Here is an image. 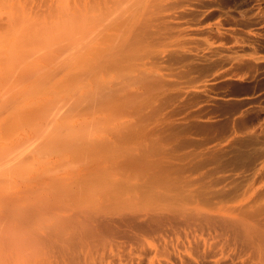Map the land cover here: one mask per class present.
Masks as SVG:
<instances>
[{
    "label": "bare ground",
    "instance_id": "obj_1",
    "mask_svg": "<svg viewBox=\"0 0 264 264\" xmlns=\"http://www.w3.org/2000/svg\"><path fill=\"white\" fill-rule=\"evenodd\" d=\"M65 7L69 13L68 16L64 11L62 13L64 23L68 25L65 32L75 35L80 47L76 57L79 56V64L73 71H63L68 82H62V87L65 85L67 89L70 82L79 84L85 101L81 103L80 94L75 95L82 106L78 105V99L68 100L72 106L76 102L82 107V112H75L77 106L74 110L70 107V111L66 106L68 101L62 99L66 104L63 103L66 106L63 110L69 111L68 118L72 113H83L96 121L103 120V123L113 125L112 131L96 143L99 151L97 155L91 154L96 156L92 164L79 168L67 166V170L60 172L57 169L61 168L53 164L56 170L53 166H49L50 170L46 167L41 177L50 172L53 176L35 177L26 183L23 193L0 199V264H264V93L256 99L224 100L218 94L215 96L220 98L208 95L210 89L208 94L205 92L211 82L221 78L240 82L239 79L247 77L255 84L264 85V0H72L66 2ZM27 31L22 34L26 36ZM4 50L1 52L5 53ZM20 50L25 55V51ZM14 53L11 59H14ZM24 59L28 60L27 56ZM56 59L53 61L57 62ZM63 59L66 57L61 61ZM7 61L1 64L5 67ZM19 62L23 65V61ZM50 62L47 64L51 65ZM17 63L18 69L14 67L16 72L13 70L25 79L29 72L26 70V76L20 74L21 66ZM48 69L44 70L45 78ZM37 77V82L42 81ZM19 79L17 85L22 81ZM45 81L47 78L44 87ZM231 85L235 89V83ZM257 88L260 91L261 86ZM29 93L28 100L30 95L33 96ZM194 97L210 103L214 114L219 113L223 119L220 123L207 124L210 119L207 125L200 126L201 121L198 126L195 122L197 128L207 129L199 133V128L193 125L195 135L207 132L209 135L205 136V141L201 137L204 142L200 146L195 145L196 142L195 147L188 150L195 138L187 139L193 129L190 127L193 119L189 122L193 113L186 103L188 98ZM61 101L57 100L56 105L51 100L48 104V100L46 105L43 104L46 107L41 105L42 111H47L49 105V110L52 107V112L55 111L53 107L60 108ZM37 109L29 110L36 114ZM61 110H56L55 116L65 122L67 113L66 116L62 113L66 117L64 121V117L58 116ZM40 114L36 116H44ZM73 115L71 119H74ZM45 119L43 122L48 120ZM92 120L88 122L90 127ZM83 121L82 124L86 123ZM103 123L99 125L100 129ZM27 124L26 128L32 123ZM52 126L53 131L56 127L62 129ZM32 127L28 130L32 131L35 126ZM40 127L44 128L42 124ZM86 128H82L80 134L88 131ZM215 128L222 131L217 133V130L214 134ZM76 131L78 136L79 128ZM100 131L101 136L102 129ZM93 132L99 134V130ZM87 134L84 136L83 133L82 138V135L78 136L80 142L90 136L86 137ZM37 137L44 138V134ZM54 137L56 139L57 135ZM33 139L28 140L30 144L24 143L36 153L40 150V142H37L41 138ZM42 140L45 143V139ZM32 141L39 149L35 146L32 151ZM16 146L18 149V144ZM73 159L76 164L80 158ZM25 161L26 164H19L21 168L25 169L24 165L30 163L28 168L33 163L26 157ZM13 164L15 167L18 163ZM39 169L38 166L37 173Z\"/></svg>",
    "mask_w": 264,
    "mask_h": 264
},
{
    "label": "rangeland",
    "instance_id": "obj_2",
    "mask_svg": "<svg viewBox=\"0 0 264 264\" xmlns=\"http://www.w3.org/2000/svg\"><path fill=\"white\" fill-rule=\"evenodd\" d=\"M1 1V0H0ZM18 1V3H16ZM22 1V2H21ZM29 1H30V4L28 5V3H29ZM38 1L39 0H32V3H31V0H15V1H13V0H6V2H5V0H3V1H1L0 3V24H2V27H1V25H0V40H4L5 42H6V44H5V42L3 41V43H0V47L2 48V49H0V58L1 59H3L2 58V56H4V54L6 53V55L4 56L5 58L3 59L4 61H7L6 62V64L7 65H5V67L1 64V63H3L4 61L2 60H0L1 61V63H0V191H1V193H0V199H3V198H7V197H9V196H13V195H15V194H18V193H23L24 191H25V189H26V185L29 183V182H31L32 180H34V178L35 177H37V178H47V177H49V176H53L54 174L52 173L51 174V172L49 173V171H48V173L49 174H51V175H47L46 173L44 174L45 175V177H44V175H43V177H41L42 176V172H44V170L43 169H45L46 167H47V169H49L50 170V168H49V166L51 167V166H53V169L54 170H56V167H57V165H58V167H60L61 169H57V171L58 172H60V171H64V170H67V166H69V167H73V168H79V167H83V166H88V165H90V164H92L94 161H95V158H96V156H92V155H97L98 154V151L99 150H97L98 148L96 147V143L100 140V139H103V138H105V137H107L108 136V134L112 131V124H110V123H108L109 125H107L106 124V122H104L103 123V120H95L94 118H92V117H90V115L89 116H87V115H85V114H78V113H75L77 116H79V117H76V115H73V113L70 115V117H72V115L73 116H75L74 117V119L72 118H68V115H69V111L67 112V110L65 111V109L63 110V107H66L67 106V109L69 108L70 109V111H72V109H73V107L74 108H76V106H77V104H76V102L75 103H73V106H72V99H74L75 101L78 99L77 97L78 96H76V95H79L80 97H79V99L80 100H82V104H83V102L85 101L84 99H82V97H84L83 95H82V89H81V87H80V85L79 84H74V83H72L71 84V82L69 83V84H71V85H69L68 83H67V89H65V85L62 87V82H64L66 79H65V76H64V72L65 71H67L68 69L69 70H71V71H73V70H75V69H73V68H75V67H77V63L79 62V56H78V58H76L77 57V55H79L78 53V50H79V47H80V42H79V40L77 39V37L75 36V35H72V34H68L67 35V32H65V27H68V25L66 26V24L64 23V18H63V16H65V15H67L68 16V10H67V8L65 7V4H66V2H70V1H72V0H41L40 1V3H38ZM48 1V2H47ZM51 1H52V3H51ZM57 2V3H56ZM3 3V4H2ZM15 3H16V5H15ZM43 4V5H42ZM46 4V5H45ZM55 4V5H54ZM43 7V8H42ZM63 9V10H62ZM29 11V12H28ZM63 11L65 12L64 14L65 15H62V13H63ZM42 14V15H41ZM52 14V15H51ZM50 15V16H49ZM50 17V19H49V17ZM52 17V18H51ZM41 20V22H39L40 20ZM42 21H44V22H42ZM2 22V23H1ZM42 23V26H40L39 25V23ZM34 23V24H33ZM37 23V24H36ZM36 25V26H35ZM39 25V26H38ZM27 26H29V29L27 28ZM60 26V27H59ZM4 27V28H3ZM6 27V28H5ZM34 27V28H33ZM36 27V28H35ZM49 27V28H48ZM25 28V29H24ZM27 28V29H26ZM41 29V31L42 32H40V30L39 29ZM55 28V29H54ZM2 29H3V32H2ZM35 29V30H34ZM54 29V30H53ZM23 30V31H22ZM25 30V31H24ZM29 31V33H28V31ZM5 31H6V33H5ZM27 31V33H26V36L24 35L25 34V32ZM36 31V32H35ZM54 31V32H53ZM2 32V33H1ZM10 32V33H9ZM22 32L24 33V34H22ZM31 32V33H30ZM52 33V34H51ZM30 34H31V36H30ZM39 34V35H38ZM41 34V35H40ZM61 34V35H60ZM6 35V36H5ZM23 35V36H22ZM63 35H65L64 37H65V39L63 38ZM62 36V37H61ZM68 36V37H67ZM31 37V38H30ZM55 37V38H54ZM59 37V39L58 40H55L56 38H58ZM3 38V39H2ZM9 38V39H8ZM43 38V39H42ZM23 40V41H22ZM25 40V41H24ZM41 40H43V41H41ZM67 40H68V42H67ZM1 41V42H2ZM35 41H38V42H35ZM22 44H21V43ZM17 43V44H16ZM19 43V44H18ZM35 43L37 44V46L35 45ZM40 43V44H39ZM67 43V44H66ZM1 44H3L4 45V47H3V45H1ZM43 44H44V46H43ZM61 44H62V46H61ZM13 45H15L14 47H13ZM17 45L19 46V47H17ZM23 45V46H22ZM39 45H41L42 47H40ZM66 45H67V47H66ZM8 47V48H6V47ZM21 46V47H20ZM25 46H26V48H25ZM39 46V47H38ZM58 46H60L61 48L63 47V49H61V51H59L60 49H58L59 47ZM17 47V48H16ZM56 47V48H55ZM69 47V48H68ZM6 48V49H5ZM11 48H14V50H12ZM37 48V49H36ZM66 48H68L67 50H66ZM77 48V49H76ZM5 49V50H4ZM9 49H11V50H9ZM20 49H22V50H24L25 51V55H24V53L20 50ZM58 49V50H57ZM3 50L5 51V53H2L3 52ZM21 51V53H23L22 55H24L25 57L27 56V59H28V57H29V59L30 58H32V60H26V59H24L26 62H28V63H26L24 60H22V58L24 57H21V59L19 58V56H21V53H20V51ZM57 50V51H56ZM62 50H64L63 52H62ZM2 51V52H1ZM9 51V52H8ZM17 51V53L15 54L14 52H16ZM28 51L30 52V53H28ZM42 51H44V52H42ZM76 51V52H75ZM8 52V53H7ZM19 52V53H18ZM73 52V53H72ZM13 53L16 55H14V59H11V58H13ZM36 53H37V55H36ZM40 53V54H39ZM66 53V54H65ZM70 53V54H69ZM18 54V55H17ZM32 55V56H31ZM40 55V56H39ZM68 55H70L69 57L71 58H67V56ZM12 56V57H11ZM17 56H18V58L19 59H17ZM35 56H39L38 57V59L35 57ZM76 59H73V57ZM57 60V62H58V60L60 61V63L58 62H55V61H53V60H55L54 58ZM63 57H66V61L63 59V61H61V59L63 58ZM16 58V59H15ZM34 58H36V61H35V59ZM41 58H42V60H41ZM60 58V59H59ZM45 59V61L47 60V62H50V64L51 65H49V64H47V62L45 63V61H43ZM73 59V60H72ZM18 61V63H17V61ZM41 60V61H40ZM11 61V62H10ZM13 61H14V66H12L13 65ZM19 61H23V65L21 64L20 65V62ZM40 61V62H39ZM42 61H43V63L44 64H42ZM74 61V62H73ZM76 62V63H75ZM18 64V66L20 65L21 66V68L19 67V69H21V70H19L20 71V74H23V76H26V72L28 71L29 73H27L28 75L25 77V79H24V77H23V79L21 78V77H19V75H18V73H15L16 72V70H15V64ZM25 63V64H24ZM33 65H32V64ZM73 65H72V64ZM5 64V63H4ZM9 64H11V65H9ZM27 64V65H26ZM28 64H29V66H28ZM39 64H40V66H41V64H42V66H45L44 68L45 69H42V66L40 67L39 66ZM79 64V63H78ZM25 65V66H24ZM37 66V68H39V69H35V67ZM46 65H48V66H46ZM52 65H56V67H54V66H52ZM64 65V66H63ZM10 66H12L10 69L11 70H9L8 69V67H10ZM24 66V67H23ZM28 66V67H27ZM74 66V67H73ZM15 67V68H14ZM51 67V68H50ZM59 67V68H58ZM1 68H3L2 70H1ZM24 68V69H23ZM51 69V70H49V69ZM55 68H57V69H55ZM15 70V72H14V70ZM16 69H18V68H16ZM29 69V70H28ZM46 69H48L47 71V73H48V75H50V73H51V75L50 76H52V77H50V76H48L47 75V81H45V83H46V87H44V80H46V78H45V72H44V70H46ZM60 69V70H59ZM22 70L23 71H25V72H23L22 73ZM27 70V71H26ZM38 70V72H36ZM52 70H53V72H55L56 73V75H54L55 73H53L52 72ZM68 70V71H69ZM5 71H6V74H8V76L5 74ZM31 71H35L36 72V74H35V72H34V74L33 73H30ZM64 71V72H63ZM50 72V73H49ZM2 73V74H1ZM41 73V74H40ZM60 73V74H59ZM63 73V74H62ZM15 74H17L18 75V77L19 78H21L22 79V81H20L21 79H19L18 77H16L15 76ZM29 74H32V75H29ZM40 74V75H39ZM44 74V77L42 78V75ZM58 74V75H57ZM12 75V77H10ZM61 75V76H60ZM13 76L15 77V78H13ZM29 76H31V77H29ZM37 76H41V78H39V77H37ZM59 76V77H58ZM28 77V78H27ZM35 77H37V78H39V80L41 79L42 81H39V82H37L36 81V78ZM48 77H49V79H48ZM56 77V78H55ZM8 80H7V79ZM52 78V79H51ZM62 78V79H61ZM15 79V80H14ZM18 79H19V81L20 82H18V85H17V81H18ZM44 79V80H43ZM53 79H55L54 81H53ZM56 79H58V80H56ZM246 79H247V77H246ZM245 79V77L244 78H242V79H239V80H241L240 82L238 81V82H230V81H228L229 79H227V78H221L220 80H215L214 82H211L210 83V87L211 88H209V86L207 87V89H206V91L205 92H207L206 94H208V91L207 90H209L210 89V91H209V93H211V94H208V95H212V97H215V98H220L218 95H220L221 96V98L220 99H224V100H226V99H231V100H241V98L242 99H246V98H258V96L261 94V93H264V92H262V91H264V85H259V84H255V83H253L252 81H250V79L248 78L247 80ZM3 80V81H2ZM17 80V81H16ZM36 81L35 83L33 82V81ZM51 81L50 83H49V81ZM63 80V81H62ZM227 80V81H226ZM252 80V79H251ZM5 81H6V83H5ZM67 82H68V80H66ZM66 81L64 82L65 84H66ZM28 82V83H27ZM4 83H5V85H4ZM23 83V84H22ZM27 83V84H26ZM61 83V84H60ZM231 83L233 84V83H235V89H236V87H240V88H242V90L241 89H239V87L237 88V90H235L234 89V85H231ZM237 83V84H236ZM243 83V84H242ZM252 83L254 84V86L252 85ZM7 84V85H6ZM32 84V86H30ZM35 84V85H34ZM219 84V85H218ZM224 84V85H223ZM229 84V85H228ZM39 85H41V86H39ZM49 87H48V86ZM59 85V86H58ZM76 85V86H75ZM243 85V86H242ZM2 86H6L5 88H3ZM7 86H9V88L7 87ZM21 88H19V87ZM28 86V87H27ZM36 86H37V88H36ZM58 86V88H56ZM69 86H72V87H70L71 88V92L68 90V88H69ZM216 86L218 87L217 89H215L216 88ZM230 86V87H229ZM260 87L261 86V89H260V91H259V88H257V87ZM19 88V91H18V88ZM31 87V88H30ZM39 87H41V88H39ZM43 87V88H42ZM73 87H77L78 89L80 88L81 90L79 91L77 88H73ZM215 87V88H214ZM221 87H222V89H223V91H222V89H221ZM8 88V89H7ZM23 88V89H22ZM28 88H29V90H28ZM47 88V89H46ZM69 88V89H70ZM214 88V89H213ZM229 90H231V91H228V89ZM245 88V89H244ZM256 88V89H255ZM31 89V90H30ZM32 89H33V91H32ZM40 89H43V93L42 92H40ZM50 89V90H49ZM58 89H60V91L58 90ZM62 89H63V91H62ZM73 89V90H72ZM247 89H248V91H247ZM28 90V91H27ZM36 90H37V92H40V93H42V94H40V93H37V94H34V93H36ZM66 90H67V92L68 93H66ZM77 92V90L79 91V92H75V91ZM217 90V91H216ZM221 90V91H220ZM7 91H10V92H7ZM27 91V93H31V91H32V93L31 94H33V96L32 95H30V93H29V100H28V97L26 98V96H27V93H25ZM52 91H53V93H52ZM65 91V92H64ZM237 91V92H236ZM251 91V92H250ZM7 92V93H6ZM18 92V93H17ZM20 92V93H19ZM34 92V93H33ZM46 92V93H45ZM242 94H241V93ZM257 92V93H256ZM2 93V94H1ZM15 93V94H14ZM64 93V94H63ZM66 93V94H65ZM220 93V94H219ZM224 93V94H223ZM8 94V95H7ZM25 94V95H24ZM47 94V95H46ZM55 94V95H54ZM61 94V95H60ZM74 94V95H73ZM76 94V95H75ZM215 94H218L217 96H215ZM223 94V95H222ZM35 95V96H34ZM228 96V97H225V96ZM247 95V96H246ZM7 96V97H6ZM24 96V97H23ZM32 96V97H31ZM40 96V97H39ZM76 96V97H75ZM224 96V97H223ZM21 97H22V99H21ZM34 97H36V98H34ZM50 99H49V98ZM24 98H26L25 100H23ZM76 98V99H75ZM197 98V97H196ZM32 99H34V100H32ZM64 100V102L65 101H68L69 99L71 100L70 101V103H69V101H68V104L66 105L64 102H62L61 100ZM79 99H78V101H77V103H78V105H81V103H79L80 101H79ZM191 99V100H190ZM188 98V102L186 103V107L189 109V110H191L192 111V113H193V116H192V118H190L189 119V122H192V123H190V127L191 128H193V127H196V126H198V122L199 121H201V123L199 122V126L201 125V124H206L210 119H211V121H209L207 124H210V122H214L215 121V123L218 121H222V119H223V117L221 118V115L219 114V113H217L216 115L214 114L215 113V111H213L214 109L213 108H211V107H209L211 104L210 103H208V102H206L205 100H203L202 101V99H195V97H194V99L193 98ZM48 100H49V103L48 104H51L50 103V100H51V102L53 103V102H55V104H56V101L58 100L59 102L61 101V103H62V105L60 106V105H58V106H60V108H62V110L63 111H65V113L58 107L57 108V106L56 107H53L54 109H55V111L53 110V112H56V113H53L52 112V107L50 108L51 110H49V107H50V105H49V107L46 109L47 111H49V112H47V111H44V112H46L45 114H44V112L42 111L44 108H42V106L41 105H46L47 104V102H48ZM74 100H73V102H74ZM189 100H190V102L192 103V104H194V105H192L190 102H189ZM195 101V102H194ZM199 101H201V102H199ZM19 102V103H18ZM23 102H25V103H23ZM34 102H35V104H34ZM38 102V103H37ZM194 102V103H193ZM198 102V103H197ZM63 103L66 105V106H64L63 105ZM189 103V104H188ZM59 104V103H58ZM74 104H75V106H74ZM191 104V105H190ZM40 105V106H39ZM43 105V107H46V106H44ZM57 105V104H56ZM69 105V106H68ZM190 105V106H189ZM196 105V106H195ZM38 106H39V108L40 109H37L38 108ZM48 106V105H47ZM52 106V105H51ZM53 106H55V105H53ZM82 106V105H81ZM206 106H208V107H206ZM33 107H34V109H37V111H38V113H36L37 114V116H38V114H44V116L43 117H45L46 119H48V120H46L45 118H43L42 116H39L40 118H38L37 116H36V114H33L34 112H32V111H30L31 109H33ZM36 107V108H35ZM70 107H72V109L70 108ZM80 109H79V108ZM30 110H29V109ZM81 108L82 107H80V106H77V108L76 109H78V111L77 110H74L75 112H82V110H81ZM206 108V109H205ZM245 108V107H244ZM25 109H27V110H29V114H28V111L26 110V113H25ZM68 109V110H69ZM199 109V110H198ZM213 109V110H212ZM56 110H58L59 112H60V110L62 111L61 113H60V115H59V113H58V116H62V117H64L63 118V120L67 117V119H65L66 121L68 120V119H71V120H69L68 122H67V124H66V121L65 122H63L61 119H60V117H59V119H58V117H56L57 116V112L58 111H56ZM211 110V111H210ZM35 111V110H34ZM22 112V113H21ZM32 112V113H31ZM50 112H52L54 115L53 116H51L52 115V113H50ZM199 114H198V113ZM204 112V113H203ZM50 113V114H49ZM65 114V116H66V113H67V116L65 117V116H63V114ZM211 113V114H210ZM40 114V115H41ZM49 114V116L51 117V119H50V117L48 118V115ZM196 116H195V115ZM205 114V115H204ZM209 114V115H208ZM33 115H35L34 117H33ZM56 115V116H55ZM220 115V116H219ZM87 116V117H86ZM215 116H217L216 118H215ZM218 116L220 117V118H218ZM54 117V118H53ZM81 117H82V119L83 120H85V119H87V120H90V121H88L89 123H91V120L94 122V124L95 125H92L93 124V122H92V124H91V127H90V125L88 124V122L85 120V121H83L82 119H81ZM196 117V118H195ZM213 117V118H212ZM238 117V115L236 116V118ZM42 118H43V121H44V119L46 120L45 122H47L46 123V125L44 124L45 122H43L42 121ZM52 118L53 119H55V122L52 120ZM92 118V119H91ZM207 118V119H206ZM32 119V120H31ZM34 119V120H33ZM191 119H193L192 121H191ZM214 119V120H213ZM220 119V120H219ZM16 120H18V122L16 121ZM52 120V121H51ZM105 120V119H104ZM26 122V124L29 122V124L30 123H32V124H30L29 125V127L28 128H26V124H25V122ZM86 122V123H84V124H87V126H88V128H86L87 126H85L84 124H82L81 122ZM96 121V122H95ZM106 121V120H105ZM108 121L109 122H111L109 119H108ZM20 122V123H19ZM52 122V123H51ZM56 123V125L58 126L59 124V126L58 127H62V129L61 130H58L57 129V127H56V130H52V128H50V126L51 125H53V126H56L54 123ZM58 122V123H57ZM70 122V123H69ZM71 122H72V124H71ZM101 122L103 123L102 124V126H100V127H102L101 129H102V134H101V136H100V128H99V125H101ZM195 122L197 123V125L195 124ZM202 122H204V123H202ZM217 122V123H218ZM219 122V123H220ZM25 125H24V124ZM35 123H36V125H37V128H40L42 131V133L44 134V138L43 137H37V136H42L43 134L42 133H40V129H37L36 128V125H35ZM40 123V124H39ZM69 123V124H68ZM80 123V124H79ZM34 124V125H33ZM41 124H42V126H44V128H42V127H40L41 126ZM66 124V125H65ZM71 124V125H70ZM109 127H111V129L110 128H108L106 125ZM196 126H195V125ZM206 124V125H207ZM254 124H256V122L255 123H253L252 125H254ZM61 125H63V126H61ZM194 125V126H193ZM27 126H28V124H27ZM32 126H35L34 127V129H32V131L31 130H28L29 128H31ZM52 126V127H53ZM65 126V128L68 130V127L70 128V131L69 132H67V130H66V132H65V128H64V130H63V127ZM68 126V127H67ZM74 126V127H73ZM81 126V127H80ZM92 126H93V128H92ZM98 127L97 129L99 130V132H98V130L96 129V127ZM193 126V127H192ZM249 126H251V123H250V125ZM90 127V128H89ZM104 127V128H103ZM214 127H217L216 125L214 126ZM214 127H212V128H214ZM252 128H253V126H251ZM250 127V128H251ZM26 128V129H25ZM33 128V127H32ZM35 128H36V130H35ZM50 128V129H49ZM78 128H79V131H78V136L79 135H82L83 133H84V136H85V134H87L86 132H88L89 130H90V132H88V134L86 135V137L88 136V135H90L91 136V134H93V136L90 138V136H88L87 138H85L84 137V141H82L83 139H81V142H80V138L77 136V131L76 130H78ZM82 128H86L88 131H82V134H80V132H81V130H83ZM95 128V129H94ZM197 128V127H196ZM196 128H193L192 130L190 129V131L191 132H189V135H187L188 137H187V139L189 140V139H191L192 137L193 138H195V139H197V141L195 140V139H193L195 142L193 143L192 141V143H193V146H191V144H189L190 146V148L189 147H187V148H189L188 150H190V149H193L195 146H194V144L197 142V144H195V145H198L199 144V146L201 145V142L203 143L205 140H204V138H205V136L208 134V132H207V134L206 133H201V136H198L197 134V136L195 135V132H196ZM199 128V127H198ZM197 128V129H198ZM212 128H210V129H208V130H210L209 131V133L212 131ZM219 128H221V127H219ZM219 128H215V129H213L214 131V134H217V133H220L221 131L220 130H218ZM26 131H25V130ZM71 129H73L74 131H76V132H74V131H72L71 132ZM110 129V130H109ZM249 129V128H248ZM22 130H24V131H22ZM36 131L35 133H34V131ZM38 130V131H37ZM47 130V131H46ZM94 130H96L99 134H96V133H94L93 131ZM189 130V129H188ZM195 130V131H194ZM199 130L200 131H198L199 133L200 132H202L203 131V129L201 130L200 128H199ZM207 130V129H206ZM206 130H204V131H206ZM219 132H218V131ZM49 131V132H48ZM203 131V132H204ZM216 131H217V133H216ZM22 132V133H21ZM48 134H47V133ZM57 132V133H56ZM213 132L211 133V134H213ZM21 133V134H20ZM31 133V134H30ZM36 133H37V135H36ZM39 133L40 134H42V135H39ZM62 134V136H59L58 134ZM90 133V134H89ZM105 135H104V134ZM192 133H194V135H191ZM197 133V132H196ZM28 134H29V136H28ZM51 134H52V136H51ZM57 135V138H59V139H54L55 137L54 136H56ZM188 134V133H187ZM36 135V136H35ZM96 135V136H95ZM200 135V134H199ZM203 135H204V137H203ZM209 135V134H208ZM16 136H18L17 138H16ZM50 137V139L48 138L47 140H49V141H47L46 140V138L47 137ZM95 136V137H94ZM27 137V138H26ZM29 137V138H28ZM54 137V138H53ZM61 137H62V139H61ZM83 137V135L81 136V138ZM201 137H202V140H204V141H202L201 140ZM22 138H23V140H22ZM34 138V139H33ZM39 138H41V140L43 139H45L44 141H45V143L44 142H41V140L39 139ZM52 138V139H51ZM89 138V139H88ZM31 139H33L34 141L36 140V141H38V140H40V141H38L37 143H39L38 144V146H39V148H40V150H36V153H38V151L39 152H41V153H38V154H36V153H33V152H35V151H33V148L37 145V143L36 142H34V141H32L33 143H31V144H33V145H31L30 147L32 148V151L33 152H31L30 151V148H29V146L28 145H26L24 142L25 141H27L26 143L28 144L30 141H28V140H31ZM86 139H88L89 141H87ZM94 139V140H93ZM201 140V141H199V140ZM42 140V141H43ZM62 141V142H60V141ZM17 141V142H16ZM21 141H22V143H21ZM57 141H59L60 143H62V144H60L59 142H56ZM198 141L200 142V143H198ZM16 142V143H15ZM19 142V143H18ZM92 142H93V144L94 145H92ZM34 143H35V145H34ZM41 143H44V144H48V143H50L49 145H47V147L48 148H50V149H48V148H46V146L43 144H41ZM52 143H53V145H52ZM64 143V144H63ZM18 144V149H17V145ZM20 144H22V146L20 145ZM30 144V143H29ZM81 144V145H80ZM26 145V146H25ZM59 145H61V147L59 146ZM21 146V151L19 150L20 147ZM38 146H36V148L38 147ZM43 146V147H42ZM45 146V147H44ZM56 146H57V148H56ZM83 146V147H82ZM92 148H91V147ZM23 147V148H22ZM42 147V148H41ZM198 147V146H197ZM12 148V149H11ZM16 148V150H13V149H15ZM25 148V149H24ZM39 148H37V149H39ZM45 148H46V150H45ZM94 149V150H93ZM23 150H25L24 152H22ZM34 150H35V148H34ZM42 150H44V151H42ZM47 150H50V151H47ZM51 150H53V151H51ZM17 151V152H16ZM65 151V152H64ZM16 152V153H15ZM23 153L25 156H22V155H20L21 153ZM26 152H27V154H29V155H31L32 156V158H31V156L30 157H28L27 156V154H26ZM59 152V153H58ZM18 153V154H17ZM42 153H44V155L42 154ZM56 153H58V155H56ZM96 153V154H95ZM48 154H50V155H48ZM92 154V155H91ZM22 157V158H20V156ZM53 155H55V156H53ZM88 155V156H87ZM91 155V156H90ZM3 156V157H2ZM38 156H41V158L40 157H38ZM42 156H45V158L43 159L42 158ZM46 156H48V157H46ZM79 156V157H78ZM25 157L26 158H28V159H30V162L31 161H33V163L30 165V166H28V168H26L27 167V165H29L30 163H28L27 165H24L25 166V169H29V170H27L28 171V173H25V172H27L25 169H24V167L22 166V168H23V170H22V168H21V164H26L28 161H27V159H26V161H25ZM80 158L79 160H77V163L75 164H73V162L74 161H76V160H74L73 158H75V159H77V158ZM24 158V159H23ZM53 158V159H52ZM67 158V159H66ZM69 158V159H68ZM12 159H14V162L16 161V163H18L17 164V166H15L14 167V162H13V160ZM18 159V160H17ZM21 159H22V161H21ZM40 159H41V161H40ZM54 159H55V161H54ZM83 159V160H82ZM93 159V160H92ZM86 160V161H85ZM90 160V161H89ZM48 161H49V163H48ZM52 161V162H51ZM61 161H63V162H65V166H64V163L63 162H61ZM68 161H69V163H68ZM10 162V163H9ZM13 162V163H12ZM26 162V163H25ZM35 162V163H34ZM54 162V163H53ZM88 162V163H87ZM57 163V164H56ZM59 163V164H58ZM66 163L68 164V165H66ZM87 163V164H86ZM9 164V165H8ZM11 164V165H10ZM20 164V165H19ZM45 164H47L48 166H46ZM49 164H52V165H49ZM53 164H55V166L53 165ZM80 164V165H79ZM86 164V165H85ZM72 165H74V166H72ZM76 165H78V166H76ZM81 165H83V166H81ZM3 168H2V167ZM31 166H34V167H31ZM38 166L40 167V169H39V171H38V173H37V169H38ZM42 166V167H41ZM6 167V168H5ZM14 167V168H13ZM31 167V168H30ZM57 167V168H58ZM8 168V169H7ZM10 168L13 170H11L10 171ZM15 168H19L18 170H16ZM34 168V169H33ZM73 168H71V169H73ZM31 169H32V171H31ZM53 169H51V171L53 170ZM6 170V171H5ZM21 170L24 172H21ZM35 170V171H34ZM42 170V171H41ZM8 171V172H7ZM14 171H16V173L14 172ZM18 171H20V172H18ZM34 171V172H33ZM40 171H41V173H40ZM46 172H47V170H45ZM2 172V173H1ZM4 172V173H3ZM10 172V173H9ZM11 172H12V174H11ZM30 172V173H29ZM8 173V174H7ZM14 173V174H13ZM21 173V174H20ZM54 173H55V171H54ZM17 174H19V175H17ZM31 174V175H30ZM40 174V175H39ZM13 175V176H12ZM26 175V176H25ZM6 176V177H5ZM17 176V177H16ZM29 176V177H28ZM5 177V178H4ZM32 177V178H31ZM29 179V180H28ZM31 179V180H30ZM36 179V178H35ZM23 180V181H22ZM24 183V184H23ZM27 183V184H26ZM3 184H5V185H3ZM10 184V185H9ZM7 185H9V186H7ZM17 185H18V187H17ZM5 186H7V187H5ZM9 188V189H8ZM5 193V194H4Z\"/></svg>",
    "mask_w": 264,
    "mask_h": 264
}]
</instances>
